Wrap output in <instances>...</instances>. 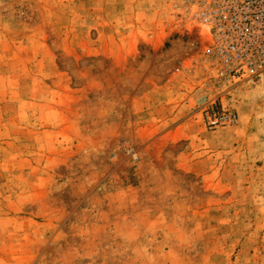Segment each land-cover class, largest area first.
<instances>
[{
  "label": "rangeland",
  "instance_id": "374dc122",
  "mask_svg": "<svg viewBox=\"0 0 264 264\" xmlns=\"http://www.w3.org/2000/svg\"><path fill=\"white\" fill-rule=\"evenodd\" d=\"M200 27L0 0V264H264V79L224 87Z\"/></svg>",
  "mask_w": 264,
  "mask_h": 264
},
{
  "label": "built area",
  "instance_id": "2783aa9c",
  "mask_svg": "<svg viewBox=\"0 0 264 264\" xmlns=\"http://www.w3.org/2000/svg\"><path fill=\"white\" fill-rule=\"evenodd\" d=\"M224 87L264 79V0H181ZM235 122L234 116L226 118Z\"/></svg>",
  "mask_w": 264,
  "mask_h": 264
}]
</instances>
